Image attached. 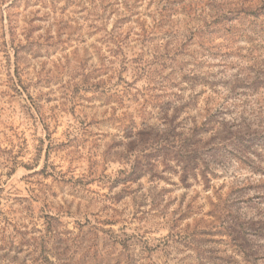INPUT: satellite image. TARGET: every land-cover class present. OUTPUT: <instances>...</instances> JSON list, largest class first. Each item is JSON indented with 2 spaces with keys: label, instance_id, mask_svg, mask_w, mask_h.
<instances>
[{
  "label": "rangeland",
  "instance_id": "obj_1",
  "mask_svg": "<svg viewBox=\"0 0 264 264\" xmlns=\"http://www.w3.org/2000/svg\"><path fill=\"white\" fill-rule=\"evenodd\" d=\"M199 4L0 0V264H264V40Z\"/></svg>",
  "mask_w": 264,
  "mask_h": 264
},
{
  "label": "trees",
  "instance_id": "obj_2",
  "mask_svg": "<svg viewBox=\"0 0 264 264\" xmlns=\"http://www.w3.org/2000/svg\"><path fill=\"white\" fill-rule=\"evenodd\" d=\"M200 0L199 4L203 7V10H207L204 14L203 19L198 24L197 34L198 37L213 36L218 35L220 32L235 31L233 36H242L243 32H256L259 37L264 40V0ZM243 29V31H241ZM246 37H251V34L245 35ZM168 102V101H167ZM206 125V123H205ZM197 130H193L190 136L184 139L180 152L182 154H187V156H197V147L203 142V140H198L197 138L192 139L193 136L196 137ZM197 145V146H195ZM192 153H190V148ZM238 228L244 229L246 235L259 238L263 240V245L258 244L255 241L250 244L249 247L251 251L264 252V220L255 222L253 220L241 221L240 216H235ZM233 223V222H232ZM255 243V244H254ZM258 247V248H255ZM251 252H246L245 255L250 259ZM264 259V258H263ZM249 262V260H248Z\"/></svg>",
  "mask_w": 264,
  "mask_h": 264
}]
</instances>
